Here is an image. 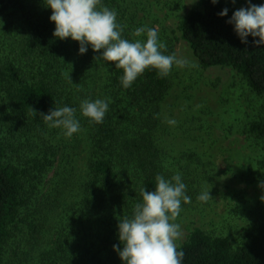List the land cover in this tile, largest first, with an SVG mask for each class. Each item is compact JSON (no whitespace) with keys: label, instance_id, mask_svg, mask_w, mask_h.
<instances>
[{"label":"trees","instance_id":"trees-1","mask_svg":"<svg viewBox=\"0 0 264 264\" xmlns=\"http://www.w3.org/2000/svg\"><path fill=\"white\" fill-rule=\"evenodd\" d=\"M186 6L0 0V264H264V205L215 184L230 137L258 153L230 179L264 183V117L231 121L201 72L264 97V0Z\"/></svg>","mask_w":264,"mask_h":264},{"label":"rangeland","instance_id":"rangeland-1","mask_svg":"<svg viewBox=\"0 0 264 264\" xmlns=\"http://www.w3.org/2000/svg\"><path fill=\"white\" fill-rule=\"evenodd\" d=\"M186 3L187 11L193 7H198V0H186ZM172 26H174V24ZM176 53L178 66L180 68L184 69V67L187 66H190V68L196 67V59L184 41L180 40L177 43ZM201 72L204 77L216 83L217 95L223 102V107L225 108L224 113L231 121H235L237 123L243 119L245 121L250 120L252 123L263 119L264 97L258 96L254 92L250 91L245 80L235 71L230 68L215 67L206 70L201 69ZM242 143L243 138L240 139L238 143H236L234 137H230L225 140V146L232 148V151L219 158L218 168L220 170L221 177L215 184L217 188L221 189L222 194L227 189L232 191L242 189V193L246 194V199L251 206L257 204L264 205L263 182L259 181L254 184L251 183L250 186H246V184L237 180L230 179L231 172H233L238 165L249 164V162L246 161V157L240 153L245 154L247 152V154H249V157H251V165H254V160L257 159L258 153L255 145L251 143V149L248 148L245 152L243 150H239ZM263 174L264 173H261L262 176ZM222 194L217 195V201L215 200L214 209L216 212L226 215L228 212L233 211L232 205H234L235 202L224 199ZM184 233L186 232H182L181 234L179 233V238H184ZM176 235L178 234H173L169 237L170 243H173Z\"/></svg>","mask_w":264,"mask_h":264}]
</instances>
